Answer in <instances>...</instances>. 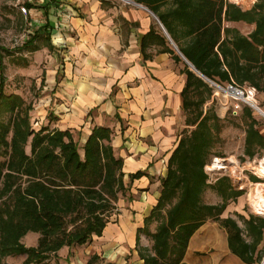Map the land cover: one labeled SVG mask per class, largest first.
<instances>
[{"label": "trees", "instance_id": "16d2710c", "mask_svg": "<svg viewBox=\"0 0 264 264\" xmlns=\"http://www.w3.org/2000/svg\"><path fill=\"white\" fill-rule=\"evenodd\" d=\"M136 1L157 15L180 52L204 76L219 84H249L261 89L264 0H257L247 10L229 0ZM24 6L29 9L34 5L26 1ZM238 23L251 25L252 30L246 34ZM42 35L41 29L34 30L24 48L40 49L36 41ZM42 38L51 49L49 37ZM142 42L143 46L165 45L164 50L176 61L182 60L175 49L166 46L167 37L160 31L151 29ZM3 50L0 46V264H9L3 259L14 255H26L21 264H48L63 247L82 246L103 234L116 214L120 194L125 195L129 188L124 160L116 155L110 127H93L82 148L69 130L45 125L35 129L31 121L33 103L5 91ZM9 55L13 63L28 65L27 59ZM185 65L183 96L189 127L182 131L171 153L158 201L145 218L144 227L138 229L136 249L144 264H190L186 259L190 243L211 218L224 230L233 256L243 264H258L262 256L255 253L263 238L264 218L251 215L245 219L248 231L255 235L249 242L236 219L222 217L228 199H237L242 191L224 178L212 185L222 204L203 202L209 187L205 166L223 125L213 106L204 109L213 94L209 83ZM251 122L246 154L253 157L254 145L264 147V135ZM144 175L146 172L139 170L130 174V181ZM153 221L157 222L154 232L149 228ZM29 232L39 234L34 246L22 242ZM142 233L151 239V247L141 245ZM95 259L94 255L86 264H93Z\"/></svg>", "mask_w": 264, "mask_h": 264}, {"label": "crops", "instance_id": "0c3cea01", "mask_svg": "<svg viewBox=\"0 0 264 264\" xmlns=\"http://www.w3.org/2000/svg\"><path fill=\"white\" fill-rule=\"evenodd\" d=\"M38 1L32 3V8H23L38 10L45 16V23L34 20L35 30L45 31L52 43L53 52L47 58L54 65L35 85L40 91L38 106L46 119L45 126L69 130L83 144L93 127H110L112 145L116 155L124 160L125 181L129 182L127 192L120 198L116 222H109L103 234L91 240L98 239L96 246H65L48 264H82L80 256L101 245L112 258L116 248L121 247L119 252H128L134 261L144 264L136 249L138 229L144 227L145 218L156 205L168 160L182 131L189 127L183 96L185 64L189 63L149 9L134 2L131 3L144 10L112 0ZM60 2H68L65 9L59 8ZM61 12L64 18L59 26L57 16ZM151 29L167 37L166 46L175 49L181 61L165 51V45L143 46V37ZM190 69L195 71L191 65ZM242 107L240 110L249 109ZM139 170L146 175L130 181V174ZM142 235L141 245L148 246V236L144 234L145 243ZM94 255L98 259L100 253L94 251L83 264ZM233 263L243 264L236 257Z\"/></svg>", "mask_w": 264, "mask_h": 264}, {"label": "rangeland", "instance_id": "374dc122", "mask_svg": "<svg viewBox=\"0 0 264 264\" xmlns=\"http://www.w3.org/2000/svg\"><path fill=\"white\" fill-rule=\"evenodd\" d=\"M25 1L37 4L39 2L38 0H0V46L5 49L3 50L5 91L7 93H18L23 96L27 103H33L34 109L31 111V121L35 129H40V127L45 125L44 123L46 119H43L44 117L41 115V109L38 106L40 91L36 89L35 85L36 80L46 77V69L49 70V68L54 65V62L47 58L53 50L48 47L47 41L42 38L47 35L45 31L42 33V37L36 41V44L40 46V49L30 51L26 46L24 48L23 45L28 39L29 32L36 29L34 20H43L45 23V16H43V14L41 16V13L38 10L31 9L30 11H26L23 8ZM112 1L126 5L129 8L144 10L137 5L131 2L128 3L124 0ZM132 1L137 2L136 0ZM229 1L236 3L243 9L247 10L250 9L257 0ZM66 4L68 5V2H60L59 8L65 9ZM62 14L63 13L61 12V15L57 16V24L59 26L63 24L62 19L64 16ZM237 25L244 32L251 29V25L246 23H238ZM9 53H14V56L16 57L27 59L28 65L24 66L23 61H21L20 64L13 63L11 60L13 58H11L12 56L9 55ZM60 60L61 58L59 57V64L61 63ZM208 83L214 94L213 99L211 98L205 104L204 109L206 110L208 107L213 106L221 119V125H223V128L220 131V139L214 144L209 153L208 165L205 166L209 187L204 191L202 199L206 204L221 205L223 199L212 185H215L216 182L224 178L230 179L229 183L234 185L238 191H242V195L235 200H232L233 198L228 199L229 202L222 217L231 216L236 219L242 227L246 240L252 242L254 241L255 235L248 231L245 219L248 220L251 215L264 218V213H257L251 202V194L255 188L254 185L258 183L255 182V179H259L260 182H264V179L251 173L249 161L264 156V147L254 145L253 157L246 154V136L251 120V125L254 129H258L261 134H264V116L260 114L256 108L250 106H248L250 112L247 114L244 112V109L235 113V101L227 96V93L217 88L213 83ZM220 85L227 87L228 83ZM256 100L257 106L259 108H264V84H262L260 90H257ZM78 142L80 148H82L83 142L80 140ZM80 151L83 154V150L80 149ZM217 159L220 160L219 165H222V168L216 166L215 161ZM207 166H209V168ZM125 182L126 184L129 183L127 179ZM262 193L264 194V188ZM121 196L122 194L119 196L117 209H115L116 214H118V208L120 207L119 202ZM116 214L111 217L110 222H116ZM156 225L157 222L153 221L149 226L150 230H155ZM262 233L263 238L259 242L257 252L255 253L257 255L260 252L262 256L261 262L258 264H261L264 260V228ZM142 236V241L146 243L144 234ZM38 238L39 234L29 232L22 238V242L27 246H34L38 241ZM146 239L149 241L148 247H151V239L149 237H146ZM95 240L96 241H91L87 244L88 249L96 246L98 239L95 238ZM120 248L121 247L116 248L117 253L114 258H112L106 253L107 251L105 252L106 248L101 245L97 250L93 249L92 251H88L89 254L88 252H84L83 255L80 256V263H85V261L89 259V256L95 251L100 253V255L99 258L95 260L94 264H141L139 261H134L132 255L128 252L126 254L119 252ZM25 258L26 255H14L5 257L3 261L9 264H21ZM186 259L190 264H234L233 259H235V256L230 253L227 247L226 235L218 221L211 218L206 220L203 226L194 235Z\"/></svg>", "mask_w": 264, "mask_h": 264}, {"label": "built area", "instance_id": "2783aa9c", "mask_svg": "<svg viewBox=\"0 0 264 264\" xmlns=\"http://www.w3.org/2000/svg\"><path fill=\"white\" fill-rule=\"evenodd\" d=\"M214 85L221 91L227 93V96L235 101V113L241 109L242 105L254 107L257 104L256 94L257 89L249 84L233 85L228 84L223 87L214 82ZM249 168L251 173L257 175L259 178L264 179V156L255 160L249 161ZM209 168V166H207Z\"/></svg>", "mask_w": 264, "mask_h": 264}, {"label": "bare ground", "instance_id": "6f19581e", "mask_svg": "<svg viewBox=\"0 0 264 264\" xmlns=\"http://www.w3.org/2000/svg\"><path fill=\"white\" fill-rule=\"evenodd\" d=\"M125 1H128V0H125ZM129 2H133V1L129 0ZM253 108H256V110L264 116L263 110L259 108L257 104ZM215 163H216V166H219L220 168L223 167L222 165L221 166L219 165L220 164L219 159H217ZM254 186L255 188L251 194L252 206L254 207L257 213H264V194L262 193L263 188H264V182H258Z\"/></svg>", "mask_w": 264, "mask_h": 264}, {"label": "water", "instance_id": "95a60500", "mask_svg": "<svg viewBox=\"0 0 264 264\" xmlns=\"http://www.w3.org/2000/svg\"><path fill=\"white\" fill-rule=\"evenodd\" d=\"M129 1V0H128ZM132 1V0H130ZM134 2V1H133ZM142 7H145L146 9H148L146 6L140 4V3H137V2H134ZM149 11L156 17V19L158 20V22L160 23V26L162 27V29L164 30V32L166 33V35L168 36V38L170 39L172 45L175 47V49L178 51V53L191 65V67L204 79H206L207 81L211 82L214 84V81L210 80L209 78H207L206 76H204L201 72H199L194 66L193 64H191L186 58L185 56L180 52V50L178 49V47L176 46V44L174 43V41L171 39V37L169 36L167 30L164 28V26L162 25V23L160 22V20L158 19V17L149 9ZM261 264H264V260L262 261Z\"/></svg>", "mask_w": 264, "mask_h": 264}]
</instances>
